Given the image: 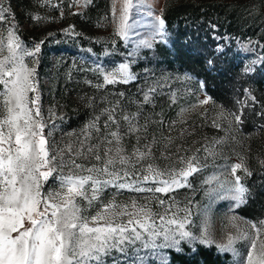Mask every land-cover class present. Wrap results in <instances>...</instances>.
<instances>
[{
  "label": "rangeland",
  "instance_id": "obj_1",
  "mask_svg": "<svg viewBox=\"0 0 264 264\" xmlns=\"http://www.w3.org/2000/svg\"><path fill=\"white\" fill-rule=\"evenodd\" d=\"M226 1L241 6L240 20L231 31L214 26L216 42L212 47L222 57L231 56L240 72L249 75L232 109L213 102L201 89L195 90V79L190 74L169 70L164 62L159 64L161 45L170 48L172 41L165 24L163 36L157 31V18H162L165 0H132L126 15L123 9L127 0H0V6L10 9L5 13L6 19L0 21V36L6 37L11 27L27 49L34 51L36 45L40 46L34 57L25 60L29 67L35 68L40 112L46 124L44 135L52 154L64 149L63 158L68 160L81 152L75 156L77 163L85 167L99 165L87 149L96 146L103 157L104 150L110 147L103 141L105 137L111 139L108 133L116 130V125L109 123L105 127V110L115 108L121 134L128 128L123 116L135 115V123L141 127L138 133L123 135V154L129 161L121 165L117 159V169L125 168L139 176L149 164L163 171L180 169L192 157H197L202 166L201 171L188 177L191 187L177 188L167 194L117 190L109 186L91 207L84 202L85 215H96L102 204L113 200L121 205L136 201L152 210L153 219L159 225V216L174 201L172 212L181 217L182 210L191 207L188 227L195 236L200 237L207 229L210 243L203 245L228 254L230 264H241L247 251L243 241L234 244L240 256L219 246L226 245L228 237L236 236L238 229L250 230L249 222L264 220V102L249 97L251 92H259L251 79H261L264 90V0ZM122 22L129 26L125 36L119 34ZM144 41L151 46H145ZM121 64H128L135 79L127 83H106L104 75ZM138 79L140 84L136 87L120 86ZM205 99L208 103H201ZM247 109L252 117L244 119L248 116ZM235 116L240 117L239 122ZM97 117L99 132L88 127ZM68 145L72 146V153L67 152ZM145 145H151V154L138 159L133 153L136 149L147 151ZM181 157L184 163L180 162ZM241 162L251 175L237 170L236 175L248 190L246 202L237 207L236 201L219 190L216 183L210 185L204 181L218 176L221 183L230 184L234 177L229 166ZM63 171L67 174L68 169ZM249 181L262 185L259 195L250 193ZM140 186L156 185L150 180ZM209 189H216L220 194L206 195ZM41 191H60L59 182L50 178L43 183ZM160 199L165 201L163 206L158 202ZM121 219L126 221L128 217ZM198 244L201 243L181 242L177 249L145 248L142 241L126 243L123 252L112 249L102 255L100 264H167L172 251L193 249Z\"/></svg>",
  "mask_w": 264,
  "mask_h": 264
},
{
  "label": "snow or ice",
  "instance_id": "obj_2",
  "mask_svg": "<svg viewBox=\"0 0 264 264\" xmlns=\"http://www.w3.org/2000/svg\"><path fill=\"white\" fill-rule=\"evenodd\" d=\"M131 3L132 0H127L123 9L125 15ZM6 12L10 9L0 6V21L6 19ZM157 21V31L163 36L165 21L160 17ZM128 27L126 22H122L119 34L125 36ZM142 43L151 46L147 41ZM39 51V45L34 51L27 49L14 28L7 30L6 37L0 36V264H100L102 255H107L112 249L123 252V245L136 241H142L145 248L177 249L181 242L210 243L206 228L200 237L189 230L191 207L186 206L181 217L172 212L174 201L166 208L165 214L159 216V225L153 219L155 214L152 210L138 205L136 201L121 205L113 200L102 204L96 215H85L87 207L98 201L103 190L109 186L117 190L127 188L136 192L167 194L177 188L191 187L188 177L201 171L202 166L197 157H192L187 160L186 167L180 169L173 167L163 171L149 164L139 176L125 168L117 169V159L121 165L129 161V157L123 154V135L138 133L141 127L135 123V115L123 116L128 128L126 133L121 134L114 115L115 108L105 110V127L109 123L116 125V130L108 133L111 139L105 137L103 141L110 147L104 150L103 157L96 146L87 149L99 165L85 167L77 163L75 156L81 155V152H76L68 160L63 158L64 149L59 154H52L48 138L44 135L46 124L40 112L35 68L29 67L25 60ZM132 79L135 77L130 73L128 64H121L115 71L104 75L108 84L127 83ZM144 99L149 102L147 94ZM201 103H208V99ZM234 119L240 121L239 116ZM98 120L99 117L88 127L99 132ZM143 127L146 130V125ZM144 147L147 151L136 149L133 155L138 159L149 156L151 145ZM66 149L68 153L73 152L71 145ZM209 154L214 155L213 152ZM180 162L184 163L183 157ZM229 167L234 177L230 184L221 183L218 176L209 177L204 183H216L218 189L235 200L238 207L246 202L248 190L241 183V177L236 175L237 170H243L247 175L251 173L242 162ZM65 168L68 169L67 174L63 171ZM84 172L87 175L81 174ZM134 176L137 178L133 179ZM165 176L166 179H161ZM50 178L59 182L60 191L42 193L43 183ZM125 180L128 182L125 183ZM150 180L156 186H140ZM214 193L220 194L216 189H209L206 195ZM158 202L161 206L165 204L163 199ZM122 217L128 219L125 221ZM249 223L250 230L238 229L236 236H229L228 243L219 247L240 256L234 244L243 241L247 251L241 264H264V220ZM157 240L162 243L157 244Z\"/></svg>",
  "mask_w": 264,
  "mask_h": 264
},
{
  "label": "trees",
  "instance_id": "obj_3",
  "mask_svg": "<svg viewBox=\"0 0 264 264\" xmlns=\"http://www.w3.org/2000/svg\"><path fill=\"white\" fill-rule=\"evenodd\" d=\"M240 11L239 4L226 0H165L162 13L172 41L170 48L161 45L159 64L164 62L169 70L190 74L195 79V90L201 89L213 102L228 109L236 105L249 75L240 72L231 56L222 57L223 54L212 47L216 42L213 27L234 30ZM250 82L259 92H251L249 97L264 102L262 80L251 79ZM139 84L138 79L120 86L130 88ZM245 113L248 116L244 119L252 117L249 109ZM248 187L250 193L259 195L262 185L249 181ZM229 257L218 253L214 247L198 244L193 249L172 251L167 264H230Z\"/></svg>",
  "mask_w": 264,
  "mask_h": 264
}]
</instances>
